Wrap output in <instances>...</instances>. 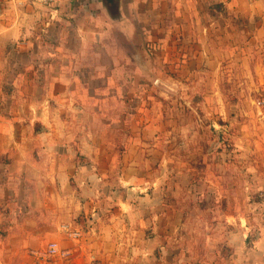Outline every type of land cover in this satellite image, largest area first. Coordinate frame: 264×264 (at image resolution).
<instances>
[{
    "label": "rangeland",
    "instance_id": "374dc122",
    "mask_svg": "<svg viewBox=\"0 0 264 264\" xmlns=\"http://www.w3.org/2000/svg\"><path fill=\"white\" fill-rule=\"evenodd\" d=\"M147 6L140 21L151 69L131 67L106 34L97 40L92 22L80 17L68 41L58 32L43 34L59 44L41 48L44 59L66 62L44 70L26 60L18 69L28 80L6 90L7 98L0 93V115H9L15 135L23 130L33 136L37 115H46L49 130L71 124L77 138L105 142L99 155L106 163L93 165L104 182L121 174L123 165L108 158L121 156L125 142L143 147L144 157L152 150L156 156L141 176L165 171L163 186L173 205L167 222L186 226L164 228L157 242L164 249L142 264H264V0H153ZM74 71L85 83L78 77L74 85L55 82L54 76ZM65 87L77 95L71 101L78 111L63 108L69 100L54 99ZM55 109L62 124L49 115ZM77 144L80 156L86 148ZM33 149L32 168L19 156L16 164L5 159L0 165V236L5 221L18 219L26 207L34 210L27 216L41 207L55 219ZM87 149L88 156L96 152ZM146 243L155 249L156 243Z\"/></svg>",
    "mask_w": 264,
    "mask_h": 264
},
{
    "label": "crops",
    "instance_id": "0c3cea01",
    "mask_svg": "<svg viewBox=\"0 0 264 264\" xmlns=\"http://www.w3.org/2000/svg\"><path fill=\"white\" fill-rule=\"evenodd\" d=\"M152 1L113 0L110 3L109 0H62L58 12L51 17L49 10L30 7L25 10L15 7L8 0H0V93L7 98L6 90L12 91L17 81L28 80L27 74L19 70L25 67L28 59L35 61V65L40 64L44 70L61 68L65 59H44L41 48H56L59 44L56 39L47 38L43 34L58 32L68 41L67 36L70 37L72 28H75V22L80 17L92 22L91 30L96 32L97 40H102V36L105 37L106 34L131 67L140 72L142 69H151L152 58L147 55L144 47L147 30L140 21V14H144L143 9L150 8L147 4ZM113 6L117 10L116 19L111 13ZM37 21L44 22L41 30L36 28ZM37 42L39 46L36 45ZM66 49L70 48L66 45ZM124 52L131 54L127 56ZM77 77L80 78V83H85L82 75L76 71L73 76L66 73L54 76V79L62 85H74ZM74 93L72 88L67 90L65 87L56 93L54 99L69 100L70 104H63V108L74 106L78 111L81 107L71 101L77 96ZM57 111H49V115L55 120L58 117ZM32 112L36 114L35 109ZM37 116L39 117L33 123V127L37 125V132L28 137L23 130L20 136L15 135L14 124L9 115H0V165H6L5 159H15L16 164L17 156L30 165V150L37 148V154L34 151L32 156L38 159L37 172L41 173L52 193L55 219L52 221L51 217L47 218L48 213L41 207L32 216H27L28 212L34 210L26 207L19 211L18 219L5 221L6 233L0 236V264H90L91 256L96 257L100 264H142L146 260L157 259L158 250L164 249L159 246L161 243H157L158 240H163L161 234L164 228L183 230L186 223L183 220L179 225L167 222V219H172L170 214L173 205L163 186L165 171L155 178L149 176L154 172L141 176L144 164L156 156L150 153L152 150L144 157L143 147L125 142L121 156L117 157L113 152L108 158L109 162L115 160V163L123 165L121 174L114 175V178L110 176L111 180L104 179V182L96 175L97 168L93 165L106 163L104 157L99 155H103L105 142L95 143L88 135L87 139L77 138L76 129L71 124L65 126L61 120H57L61 126L49 130L45 125L48 116ZM74 119L76 120L75 117ZM77 142L86 148L80 152V156L75 149ZM87 147L94 148L95 154L88 156ZM164 159L161 160V165L167 162ZM71 179L74 181L73 186ZM101 181L103 185L99 184ZM68 187L70 190L67 192L65 189ZM106 187L108 190H105ZM107 199L109 202L112 199L116 202L108 203ZM80 219L88 221L79 223ZM64 225L80 230L82 237L78 240L69 239L62 232ZM168 233H164L165 239H168ZM144 242L156 243L155 249H148V244L146 243V247ZM51 243H58L62 248L71 250L72 259L63 261L49 257L47 248ZM152 253L155 256H151Z\"/></svg>",
    "mask_w": 264,
    "mask_h": 264
},
{
    "label": "built area",
    "instance_id": "2783aa9c",
    "mask_svg": "<svg viewBox=\"0 0 264 264\" xmlns=\"http://www.w3.org/2000/svg\"><path fill=\"white\" fill-rule=\"evenodd\" d=\"M62 0H8L17 8H34V9H44L49 10L51 17L58 12V9L61 6ZM258 1V0H253ZM62 232L69 238L73 240H78L82 237V232L75 229L71 225H64L62 227ZM47 255L49 257H57L63 261H68L72 259L73 252L69 249L62 248L58 243H51L47 248ZM90 264H100L99 260L91 256Z\"/></svg>",
    "mask_w": 264,
    "mask_h": 264
},
{
    "label": "water",
    "instance_id": "95a60500",
    "mask_svg": "<svg viewBox=\"0 0 264 264\" xmlns=\"http://www.w3.org/2000/svg\"><path fill=\"white\" fill-rule=\"evenodd\" d=\"M109 2H110V3H113V0H109ZM111 10H112L111 13H112L113 16L115 17V16L117 15V10H116V8H114V6H113V7L111 8ZM114 17H113V18H114ZM114 19H116V17H115Z\"/></svg>",
    "mask_w": 264,
    "mask_h": 264
}]
</instances>
